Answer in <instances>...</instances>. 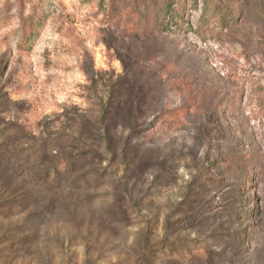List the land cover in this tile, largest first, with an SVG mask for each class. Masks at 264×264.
Instances as JSON below:
<instances>
[{
    "label": "rangeland",
    "instance_id": "obj_1",
    "mask_svg": "<svg viewBox=\"0 0 264 264\" xmlns=\"http://www.w3.org/2000/svg\"><path fill=\"white\" fill-rule=\"evenodd\" d=\"M163 1L0 0V264H264V0Z\"/></svg>",
    "mask_w": 264,
    "mask_h": 264
},
{
    "label": "trees",
    "instance_id": "obj_2",
    "mask_svg": "<svg viewBox=\"0 0 264 264\" xmlns=\"http://www.w3.org/2000/svg\"><path fill=\"white\" fill-rule=\"evenodd\" d=\"M171 1L172 0H165L162 2L161 9H163L164 11V15L161 20L162 22H165L167 19H168L167 20L168 23H170L172 20H175V21L177 20L168 14L171 9ZM191 1L194 2V0H191ZM204 2H205L204 16L206 17L213 16L214 19H219L222 24L226 22V18H225L226 12L223 10V8L219 4H213L212 0H204ZM175 16H178V14H176ZM35 23H36L35 19H33L32 17L24 21V24L21 30L23 40H25L26 36L32 32V30L35 27ZM174 23H177V22H174ZM176 28L178 29L180 28V26H176ZM180 113H184L183 109L173 110L169 112L168 115L171 117H175L174 115H177Z\"/></svg>",
    "mask_w": 264,
    "mask_h": 264
}]
</instances>
